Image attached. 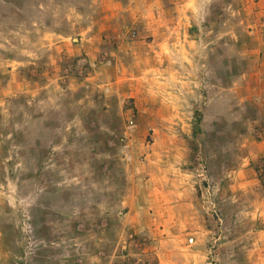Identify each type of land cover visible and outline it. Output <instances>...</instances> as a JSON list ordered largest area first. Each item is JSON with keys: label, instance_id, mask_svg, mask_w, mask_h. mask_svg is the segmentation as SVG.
I'll return each instance as SVG.
<instances>
[{"label": "rangeland", "instance_id": "obj_1", "mask_svg": "<svg viewBox=\"0 0 264 264\" xmlns=\"http://www.w3.org/2000/svg\"><path fill=\"white\" fill-rule=\"evenodd\" d=\"M0 264H264V0H0Z\"/></svg>", "mask_w": 264, "mask_h": 264}, {"label": "crops", "instance_id": "obj_2", "mask_svg": "<svg viewBox=\"0 0 264 264\" xmlns=\"http://www.w3.org/2000/svg\"><path fill=\"white\" fill-rule=\"evenodd\" d=\"M175 193H176V191H175ZM177 193H178V195L180 194V196H181V193H180L179 190L177 191ZM191 193H192V192H191ZM175 195H176V194H175ZM188 197H191V195L188 194ZM192 200H193V198L191 197V200H189V199L186 200V201H182V200H181L180 202L182 203V206L185 205V206H187V207H191L192 204H193V203L191 204ZM193 201H194V200H193Z\"/></svg>", "mask_w": 264, "mask_h": 264}]
</instances>
